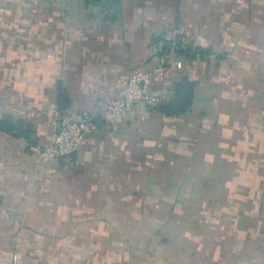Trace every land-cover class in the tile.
Returning <instances> with one entry per match:
<instances>
[{
	"label": "crops",
	"instance_id": "1",
	"mask_svg": "<svg viewBox=\"0 0 264 264\" xmlns=\"http://www.w3.org/2000/svg\"><path fill=\"white\" fill-rule=\"evenodd\" d=\"M174 43L159 108L38 163ZM0 264H264V0H0Z\"/></svg>",
	"mask_w": 264,
	"mask_h": 264
},
{
	"label": "built area",
	"instance_id": "2",
	"mask_svg": "<svg viewBox=\"0 0 264 264\" xmlns=\"http://www.w3.org/2000/svg\"><path fill=\"white\" fill-rule=\"evenodd\" d=\"M177 44L168 51H161L158 61L145 69L141 63L131 76L121 83L118 97L96 110L76 117L65 112L57 122V132L52 140L39 150L38 163L52 164L74 156L85 139L96 132L100 122L119 123L134 118L140 107L154 109L161 104V98L152 90L156 79H164L174 68H181L183 62L175 58Z\"/></svg>",
	"mask_w": 264,
	"mask_h": 264
},
{
	"label": "trees",
	"instance_id": "3",
	"mask_svg": "<svg viewBox=\"0 0 264 264\" xmlns=\"http://www.w3.org/2000/svg\"><path fill=\"white\" fill-rule=\"evenodd\" d=\"M92 1L95 2V3H97V4H100V5H116L117 3H119L120 0H92ZM172 45H168L167 48H165L164 51H168L171 48ZM177 48H179V46H177ZM179 52H185L187 55H192V56H196L198 54V52H196L194 50H191V49H188V48L183 49L181 47L179 49ZM182 87H183V85L180 86V88L178 90L177 100H182V99L184 100L185 99L186 94L181 91L182 90ZM179 105H181V102L178 104V106L176 104L175 105L173 104L172 106H170V105L169 106H163V110L165 112L167 111L169 113H176V112L177 113H181V112H183V110H179ZM186 105L188 106V102L187 103H185V102L183 103V106L184 107ZM157 108H159V107L157 106L154 109H157Z\"/></svg>",
	"mask_w": 264,
	"mask_h": 264
}]
</instances>
